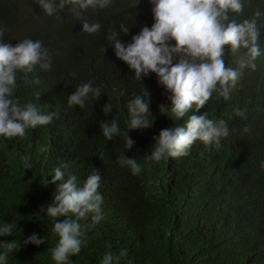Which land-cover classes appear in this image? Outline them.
I'll return each instance as SVG.
<instances>
[{
	"label": "trees",
	"instance_id": "1",
	"mask_svg": "<svg viewBox=\"0 0 264 264\" xmlns=\"http://www.w3.org/2000/svg\"><path fill=\"white\" fill-rule=\"evenodd\" d=\"M241 2L243 11L229 14L237 22L257 10L264 14V0ZM153 7L150 0H111L107 8H90L84 18L101 29L87 34L68 8L57 19L46 15L36 0H0L3 43L39 40L52 56L50 71L36 66L27 80L17 73L13 98L55 113L49 125L30 129L23 138L0 137V225H16L0 241L22 243L33 233L45 237L39 246L22 244L9 254L7 264H55L49 249L58 238L46 207L60 183L51 184V175L61 165L68 166L65 179L75 175L81 185L95 170L101 174L104 218L86 232L81 251L70 257L72 264H101L107 251L121 249L128 255L120 264H264V15L258 18L261 55L256 70L245 68L227 100L214 93L196 113L225 121L229 136L221 138L219 148L197 141L189 155L154 163L145 158L154 138L187 116L171 121L166 111L160 112L161 105L170 107L171 94L155 73L142 83L136 79L107 40L116 32L127 46L143 27L151 28ZM224 60L226 67H238L228 46ZM35 80L39 83H28ZM88 82L100 87L102 96L96 101L89 97L84 108H69L68 96ZM143 86L151 93L148 119L153 125L130 131L135 144L127 151L128 104L143 95ZM108 102L112 111L104 114ZM194 111L195 106L188 115ZM113 119L121 134L108 141L100 124ZM245 127L250 131L244 132ZM122 155L136 158L142 171L133 175L122 167L117 162ZM81 223L91 224V216Z\"/></svg>",
	"mask_w": 264,
	"mask_h": 264
},
{
	"label": "clouds",
	"instance_id": "2",
	"mask_svg": "<svg viewBox=\"0 0 264 264\" xmlns=\"http://www.w3.org/2000/svg\"><path fill=\"white\" fill-rule=\"evenodd\" d=\"M150 2L154 5L151 28L143 27L127 46L117 38L116 32L107 37L115 56L129 67L136 79L142 83L143 77L155 73L158 83L171 94L170 107L161 105L160 112L166 111L171 121H180L187 116L184 123L162 129L145 158L158 163L166 157H185L197 141L206 147L215 144L219 148L221 138L229 136L227 124L223 120L209 119L207 113H196L214 93L227 100L230 89L235 87L245 68L256 70L255 61L261 55L258 18L264 14L257 10L251 18L237 22L229 14L243 11L241 0ZM36 3L46 15L56 16L57 19H60L58 13L68 8L77 20L82 21V32L95 34L101 25L89 23L83 13L90 8H107L111 0H36ZM5 31L0 26V137L23 138L30 129L49 125L55 113L42 112L32 102L22 105L19 99L13 98L17 73H24L27 80V74L32 73L36 66L45 72L50 71L52 56L39 40L24 39L15 46L3 43ZM172 41L175 42L174 46L170 43ZM225 46L236 57L238 67L225 66ZM28 83H39V80ZM143 88V95L135 96L128 104L129 130L123 133L127 151L135 144L130 138V131L151 128L153 125L148 119L152 117L151 93ZM101 96L100 87H93L91 82L82 83L68 96L67 105L69 108H84L89 97L96 101ZM193 106L195 111L188 115ZM102 111L104 114L110 113L112 105L108 102ZM100 130L108 141L121 134L116 119L110 123L107 120L102 122ZM249 131V127L244 128V132ZM117 162L129 168L133 175L142 171L136 158L122 155ZM67 167L61 165L53 170L50 183H60L52 202L46 207V216L54 220L52 234L58 238L55 246L49 249L55 264H72L70 257L81 251L86 232L104 218L103 196L98 192L101 174L95 170L81 185L75 175L69 174L65 179L64 169ZM48 183L46 180L44 185ZM41 212H45V209L42 208ZM89 216L91 224H82L81 221ZM14 227L16 225L8 223L0 225V237H10ZM22 244L39 246L45 244V237L33 233L22 243L16 240L0 241V264H7L9 254L18 251ZM127 255V249L115 254L109 250L101 264H120ZM128 264H132V261L129 260Z\"/></svg>",
	"mask_w": 264,
	"mask_h": 264
}]
</instances>
